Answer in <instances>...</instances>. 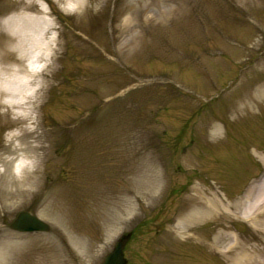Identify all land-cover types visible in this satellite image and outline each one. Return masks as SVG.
<instances>
[{
	"label": "rangeland",
	"instance_id": "374dc122",
	"mask_svg": "<svg viewBox=\"0 0 264 264\" xmlns=\"http://www.w3.org/2000/svg\"><path fill=\"white\" fill-rule=\"evenodd\" d=\"M41 1L59 49L42 75L40 159L22 177L4 154L21 124L0 117V264H101L128 232V264H234L240 246L263 249L264 213L253 226L237 204L264 177V0ZM204 190L230 213L177 234ZM21 211L50 233L11 232Z\"/></svg>",
	"mask_w": 264,
	"mask_h": 264
},
{
	"label": "bare ground",
	"instance_id": "6f19581e",
	"mask_svg": "<svg viewBox=\"0 0 264 264\" xmlns=\"http://www.w3.org/2000/svg\"><path fill=\"white\" fill-rule=\"evenodd\" d=\"M63 1L80 9L86 0ZM47 14V8L41 0H15L12 4L0 8V117L5 109L4 113L16 114L19 119L16 124H21L18 131L9 136L11 145L6 148L4 154L8 155L6 162L14 159H9L10 156L18 155L19 164L14 172L20 177L26 168L36 167L40 159L38 150L42 146L38 133L37 104L45 90L42 75L47 67L46 63L54 59L59 49V38L52 36L56 28L54 23L46 18ZM165 17L163 14V18ZM127 25L133 31L136 23L130 18ZM256 92L258 97L263 99L264 84L259 85ZM30 137L34 139L31 143L27 142ZM261 161L264 164V157H261ZM26 183L30 181L26 178L20 179L21 186L26 187ZM22 192H26V189L18 188L12 192V197L21 195ZM205 193V190L196 192L189 209L174 228L177 234L192 237L193 229L202 221L215 217L219 212L230 213L223 199L216 193ZM237 205L243 208L239 218L258 226L256 223L264 213V177L248 188ZM219 240L222 242V239ZM239 245L241 244L238 240H234L223 252L228 255ZM240 247V255L233 257L234 264H264V248L248 251L245 246Z\"/></svg>",
	"mask_w": 264,
	"mask_h": 264
},
{
	"label": "water",
	"instance_id": "95a60500",
	"mask_svg": "<svg viewBox=\"0 0 264 264\" xmlns=\"http://www.w3.org/2000/svg\"><path fill=\"white\" fill-rule=\"evenodd\" d=\"M12 232L19 234L43 233L47 234L51 228L36 215L27 211H21L9 226ZM130 235L125 234L115 242L112 251L107 254L101 264H128L125 257L124 248Z\"/></svg>",
	"mask_w": 264,
	"mask_h": 264
},
{
	"label": "flooded vegetation",
	"instance_id": "af4514ba",
	"mask_svg": "<svg viewBox=\"0 0 264 264\" xmlns=\"http://www.w3.org/2000/svg\"><path fill=\"white\" fill-rule=\"evenodd\" d=\"M130 233H131V237H132L133 232H130ZM131 237H130V238H131Z\"/></svg>",
	"mask_w": 264,
	"mask_h": 264
}]
</instances>
